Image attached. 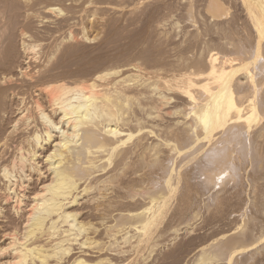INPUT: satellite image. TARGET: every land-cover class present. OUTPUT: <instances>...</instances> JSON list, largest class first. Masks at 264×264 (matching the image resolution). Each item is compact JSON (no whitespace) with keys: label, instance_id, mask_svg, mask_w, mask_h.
<instances>
[{"label":"bare ground","instance_id":"1","mask_svg":"<svg viewBox=\"0 0 264 264\" xmlns=\"http://www.w3.org/2000/svg\"><path fill=\"white\" fill-rule=\"evenodd\" d=\"M98 1L0 0V264H180L191 247L174 246L182 228L163 223L174 213L192 230L210 201L208 223L227 209L245 221L248 207L264 222V0H231L234 13L224 0H176L187 48L175 60L178 53L163 55L154 36L176 24L159 21L139 53L163 73L132 65L91 75L94 59L77 55L76 36L56 37L41 47L48 53L31 43L51 15L64 24L79 9L118 16L128 1L138 2L135 15L153 0ZM51 18L53 37L64 24ZM175 184L183 190L174 210ZM214 184L222 187L203 203ZM254 221V230L229 231L188 262L260 264L264 233L256 237Z\"/></svg>","mask_w":264,"mask_h":264},{"label":"rangeland","instance_id":"2","mask_svg":"<svg viewBox=\"0 0 264 264\" xmlns=\"http://www.w3.org/2000/svg\"><path fill=\"white\" fill-rule=\"evenodd\" d=\"M101 1V0H100ZM100 1H98V2H100ZM154 1H156L154 4H152V5H149L151 2L153 3ZM158 1H160L161 2V0H153V1H151V2H149V4L148 3H146V4H143V6L142 5H140L139 7H138V9H137V11L135 12L136 14L134 15V13H132L131 14V12H130V10L131 9H133V6L135 5L136 6V4H134V3H138V2H133V1H128V3H120L119 5L121 6L120 7V9H121V11H122V13H123V11L124 10H126L123 14L122 13H120V14H118V16L120 17H118L117 15H115V14H109V13H107L106 11H104V12H97V11H88L89 12V14H88V12H80V9L79 10H77V13H75L76 15H75V21L73 20V22L71 21V22H69L70 24H64V22L62 21V19L64 20V16H58L57 17V15L55 16H53V15H51L52 17H53V19L51 18V16H49V17H47V21L45 20V22H48L47 24H42V25H44V27L43 26H41V28H40V30L41 31H43L44 30V28H45V32L43 31L41 34H40V36H38L37 37V35H36V37L34 36L33 37V39H31V43L32 44H34V45H40L39 46V48L37 49L38 50V52H43V51H45V52H47L48 53V51L50 52V50H51V48H50V50H46V48H41V47H46L48 44H52V45H54L55 43H56V40L57 39H63V37L65 38H67V37H69V36H71V34L75 37V39H77V42L79 43L78 44V46H77V49H78V54L77 55H80V58H84L85 56V58L86 59H89V58H91V59H94V61L93 62H91V64L89 65V69L90 70H88L89 71V73H91V75H94V73H101L102 71L103 72H108V70H113V68H114V70H115V68L117 67H122V68H120V69H122L123 70V68L125 69V68H128L129 69V67L130 66H132V65H139V66H142L143 67V69H145V71L147 70V71H149V72H151V71H159V69L161 70V73H163L162 71L164 70V69H162V68H159V67H157V68H159V69H157L156 67H154V65H151V64H149V65H146V64H148V63H146V62H144V61H141L140 60V58H139V53H140V50L142 49V48H144V47H146V44H145V39H146V36H147V34H148V30L149 29H153L154 27L155 28H157L156 26L158 25H160V24H162V23H166V25L168 24V21H171V22H174L173 24H176V31H178V32H176V31H173V32H171V33H173V35H170L171 33H170V31L171 30H173V27H172V25H170V23L168 24V26H166L165 27V29H168V31H169V33H168V35H167V37H166V30H165V33H163L164 35L162 36L161 35V37H160V34H162V33H159V35L158 36H154V40L155 41H158V40H160L161 38H163V41H159L160 43L161 42H164L163 44V46H162V44H161V47H162V49H163V52H165V54H163V55H167L166 57L168 58V59H170L171 60V57H173L174 56V54H179V52H184L183 50L185 49V48H187L186 46H188L189 44H188V42L189 41H187L188 39H186L184 36H182V35H185L184 33H185V31H186V28H187V24L185 23V15H184V12H183V10H181V7H183L178 1H176V0H166L165 2H166V4H168L169 3V5L168 6H166V8L164 7L166 4H165V2H164V0H162V2L160 3V2H158ZM170 1V2H169ZM223 0H221V2H222ZM225 1H226V3H225ZM132 2V3H131ZM178 2V5L176 4ZM224 2V5L226 6V7H230V13H234V11H235V5H234V1L233 2H231V0L229 1V0H224L223 1ZM222 2V3H223ZM101 4L103 3V2H100ZM114 3V5H116V2L114 1L113 2ZM164 4V6L163 5H159V4ZM170 3H173V4H170ZM233 5H231V4ZM123 4V5H122ZM175 4V5H174ZM230 4V5H229ZM66 5V4H65ZM62 6V4H60L59 5V7L61 8V9H63V10H68V8H67V5L66 6ZM103 5H105L104 3H103ZM118 5V4H117ZM128 5V6H127ZM129 5L131 6V7H129ZM149 5V6H148ZM154 5V6H153ZM177 5V6H176ZM124 6H125V8H124ZM146 6V7H145ZM159 6H161V7H159ZM123 7V8H122ZM153 7V8H152ZM156 7H158V8H156ZM64 8H67V9H64ZM156 8V9H155ZM233 8V9H232ZM145 9V10H144ZM179 9V10H178ZM182 9H184V8H182ZM139 10V11H138ZM79 11V12H78ZM143 11V12H142ZM154 11V12H153ZM69 12V10L68 11H64V13L66 14V13H68ZM138 12V13H137ZM129 13V14H128ZM131 14V15H130ZM142 14V15H141ZM145 14V15H144ZM83 15V16H82ZM97 15V16H96ZM127 15V16H126ZM79 17L80 19H76L77 17ZM82 16V17H81ZM88 16V17H87ZM135 16V17H134ZM140 18H139V17ZM55 17V18H54ZM111 17V18H110ZM114 17V18H113ZM123 17V18H122ZM48 18H51V20L52 21H54L55 22V20L57 19V20H59L58 22L59 23H61L62 25L64 24V26L63 27H57L56 26V24L58 23L57 21L55 22L56 24H54L53 26H52V28H53V30H56V28H66V29H64V30H61V29H59V31H58V29H57V33L55 34V32L54 33H52V34H54V36L52 37V36H48V31L49 30H47V29H49V26H47L48 24H49V19ZM112 19V20H111ZM119 19V20H118ZM80 20V21H79ZM83 20V21H82ZM103 20V21H102ZM110 20H111V22H110ZM117 20V21H116ZM78 21V22H77ZM113 21H115V22H113ZM157 21V22H156ZM159 21H163V22H160L159 23ZM84 22V23H83ZM156 22V23H155ZM75 23V24H74ZM151 23V24H150ZM157 23H159V24H157ZM61 24H59V26L61 25ZM73 24V25H72ZM157 24V25H156ZM58 25V24H57ZM70 25V26H69ZM154 25V26H153ZM178 25V26H177ZM54 26H56V28H54ZM68 26V27H67ZM153 28H152V27ZM186 26V28H183V27H185ZM46 27H47V29H46ZM151 27V28H150ZM179 27V28H178ZM51 28V29H52ZM171 29V30H170ZM179 29V30H178ZM185 29V30H184ZM80 30H81V32H80ZM86 30V31H85ZM153 30H155V29H153ZM181 30H182V32H183V30H184V33H182L181 32ZM40 31V32H41ZM63 31V32H62ZM78 31H79V33H78ZM83 31V32H82ZM69 32V33H68ZM71 32V33H70ZM85 32V33H84ZM179 32L181 33V35L179 34ZM51 33V32H50ZM59 33V34H58ZM67 33V34H66ZM174 33H177V34H175V35H177L176 36V38H174L175 37V35H174ZM51 34V35H52ZM57 34H58V36H57ZM69 34V35H68ZM178 35H180L179 37H178ZM42 36V37H41ZM170 36H171V38H170ZM40 37V38H39ZM57 37V38H56ZM156 37V38H155ZM157 37H158V40H156L157 39ZM164 37H165V39H164ZM169 37V38H168ZM181 37V38H180ZM182 37H184V38H182ZM42 38H44V39H42ZM46 38V39H45ZM55 38H56V40H55ZM168 38V39H167ZM167 39V40H166ZM170 39V40H169ZM185 39H186V42H187V44H186V42H185ZM82 40V41H81ZM85 40V41H84ZM165 40V41H164ZM183 40V41H182ZM37 42V43H36ZM45 42V43H44ZM50 42V43H49ZM51 42H53V43H51ZM167 42V43H166ZM185 42V44H183ZM40 43V44H39ZM159 43V44H160ZM184 45V46H183ZM179 46V47H178ZM164 47H166L167 49H165ZM183 47V48H182ZM176 48V49H175ZM42 49V50H41ZM49 49V48H48ZM200 49V48H199ZM166 50V51H165ZM178 51V52H177ZM171 52H173V53H171ZM166 53H168V54H166ZM181 53V54H182ZM171 55V56H170ZM165 56H163V58H165ZM178 56V55H177ZM177 56H174V59L173 60H175L176 58L178 59L179 57H180V54H179V56L177 57ZM170 57V58H169ZM126 66H128V67H126ZM254 66L252 65L251 66V68H253ZM157 69V70H156ZM255 69V68H254ZM107 70V71H106ZM95 71V72H94ZM154 71V72H155ZM149 72H147V73H149ZM165 72V71H164ZM88 73V75H90ZM152 73V72H151ZM256 101H258V100H256ZM255 101V102H256ZM173 106L174 105H172L171 106V108H169L168 109V115H170V116H174L173 114H174V112L177 110H175V109H173ZM183 110H186V107H184V106H182L181 107ZM261 113V112H260ZM262 114L263 113H261V116H259V119L260 118H262L263 120H261L260 122H261V125H263L264 123V114H263V116H262ZM176 117V116H175ZM172 119V118H171ZM259 126H260V124H259ZM258 127V126H257ZM256 127V128H257ZM155 132H157L156 130H155ZM143 135H147V134H143ZM163 137L164 138H166V139H168V140H171L172 142H174V140L173 139H171L172 137L171 136H169V135H167L166 133H163ZM149 139H155L154 137L153 138H149ZM153 141V140H152ZM151 140H150V142H152ZM183 156H180L179 158H182ZM178 157H176V162H177V164H178V167L180 166L179 165V162H181V159H177ZM184 159V157L182 158V160ZM177 160H179V161H177ZM176 162H175V166L177 167V164H176ZM167 163H169V162H167ZM181 164V163H180ZM141 174H143V172H141ZM141 174L139 173V175L141 176ZM145 174V173H144ZM144 174H143V176H144ZM157 178L159 179V177H158V175H157ZM156 178V179H157ZM157 179V180H158ZM247 182H249V181H247ZM246 182V186H247V188H249L248 187V184L249 183H247ZM216 184H214L213 186H211L210 187V189H209V191L208 192H206V196H205V193L204 194H200V196H199V200H201L202 199V196H204L203 197V199H202V201H204L203 203H206L207 204V202H209L210 200H208V199H211L212 198V196L213 195H215V191H217V189H219L220 187H219V185L222 187V185L221 184H217L216 185V187H219V188H216V189H212V188H215L214 186H215ZM257 185H259L258 183H257ZM175 186H179L178 188H177V190H175L174 191V195H173V197H172V200H171V205L170 206H173V208H171V209H174V208H176V206H175V204H177V202H179V200L178 199H180L178 196H181L180 194H182V190H183V188L181 187L182 185H176L175 184ZM226 186V185H225ZM232 186V184L229 186V187H231ZM223 187H224V184H223ZM259 187V186H258ZM257 187V188H258ZM181 188H182V190H181ZM247 190V189H246ZM249 190V189H248ZM247 190V192H248V194L246 193V195H244V197L245 196H247V198L245 197V198H243L242 197V199H243V202H245L246 200L248 201V198L250 197L251 198V191H248ZM212 191V192H211ZM209 192H211V193H209ZM257 192H260V189L257 191ZM208 194V195H207ZM177 196V197H174V196ZM202 195V196H201ZM211 196V197H210ZM249 196V197H248ZM201 197V198H200ZM208 197V198H207ZM206 198V199H205ZM177 202H176V201ZM207 200V202H205ZM242 201V200H241ZM213 202V201H212ZM174 203V204H173ZM200 203H201V201H200ZM213 204V203H212ZM211 201H210V204L208 203V205H206L207 207L208 206H210L209 208H205V209H209L208 211L207 210H205V209H202V208H204V207H201V210L199 209L198 211H201V213H200V216L198 217L199 219L198 220H200V221H196L194 224H192V226H191V228L193 227L194 229H189V228H185L184 226L185 225H182V224H180L181 223V221H180V223H178L177 222V218H176V220H174L175 218H174V216H175V214L174 213H170L169 215H168V217L166 218V222L165 223H163V226L165 227L164 229H166L167 228V226H168V228H173L174 230H175V227L176 226H178V228L179 229H181L182 228V230H180V231H178V233H179V235H177L178 237V240L176 239L174 242H176V243H174L173 245L174 246H176L177 244L178 245H180V244H184V245H189L191 248H186L187 250L186 251H184L185 253L187 252V254L188 253H190V254H188V256H183V255H181V257L183 256L184 258H181V259H183L182 261H180V264H187V262H188V260H191L192 261V259H196V257H197V252H198V250H200V248L202 247V245L203 246H205V245H207L209 242L211 243L214 239H217V238H220L221 236H223V235H228V232L229 233H233V232H235L237 229V231L239 232V233H245L246 232V234L248 233V232H250L252 229L254 230V228L252 227V226H255V224H253L252 222L254 221L253 219H254V217L253 216H255L254 214H252V213H250L252 210L250 209V207H248L247 209H246V215H248V214H250L251 215V218L253 217V219H251V218H247L245 221H238L239 219H238V217H236V216H234L235 214H232V212H231V210L230 209H227V212H223V214H221L218 218H216V219H214L215 221H217V222H215L214 220H212V222H210V223H208L209 221L208 220H210V219H212L211 217L209 218V215L210 216H212L213 214H214V206H212L211 207ZM175 206V207H174ZM175 210V209H174ZM174 210H171V212H173ZM197 211V210H196ZM197 211V212H198ZM206 211V212H205ZM209 211H211L213 214H211ZM210 214H209V213ZM248 213V214H247ZM173 214H174V216H173ZM205 214V215H204ZM228 215H230L229 217H228ZM171 216V217H170ZM207 216V217H206ZM214 216V215H213ZM212 216V217H213ZM226 216V217H225ZM235 218H234V217ZM249 216V215H248ZM204 217H205V220L207 221V222H204L205 220H204ZM224 219H223V218ZM256 217V216H255ZM171 218V219H170ZM207 218H209V219H207ZM214 218V217H213ZM231 218H233L232 219V221H231ZM258 218V217H257ZM221 219V220H220ZM228 219H230V220H228ZM234 219L235 220H237V223H236V221H234ZM259 219V218H258ZM167 220H168V222H167ZM89 221V220H88ZM229 221V222H228ZM256 221H261V223H257L258 224V226H257V230L254 232L253 231V233L254 234H256L255 236L256 237H259L260 235H262L263 233H264V222H263V220L261 219V220H257V219H255V223H256ZM92 222H94V223H97V221H95V220H93ZM200 222L203 224V223H207L206 225H209V226H205L204 224L202 225V224H200ZM178 223V225H175L174 226V224H177ZM215 223V224H214ZM171 224V225H170ZM253 224V225H252ZM180 225V226H179ZM194 225V226H193ZM200 225H201V227H200ZM171 226H173V227H171ZM197 226V227H196ZM206 227V228H205ZM210 227V229H211V231H210V229H208ZM177 228V229H178ZM204 228V229H203ZM259 228V229H258ZM178 229V230H179ZM184 229V230H183ZM187 229H188V232L190 233V234H188V235H186L185 233H186V231H187ZM202 229V230H201ZM207 229V230H206ZM236 229V230H235ZM249 229H251L250 231H247V230H249ZM190 230V231H189ZM199 230V231H198ZM206 230V231H205ZM209 230V232H210V234H209V232H207ZM234 230V231H233ZM203 232V233H202ZM206 232V233H205ZM177 233V234H178ZM225 233V234H224ZM262 233V234H261ZM181 235V236H180ZM183 235V236H182ZM207 235V236H206ZM211 235V236H210ZM185 236H188V237H185ZM208 236H209V238H208ZM183 238H185L184 240H183ZM196 238V239H195ZM212 238V239H211ZM193 239V240H192ZM199 239V240H198ZM208 239V240H207ZM255 239V238H254ZM257 239V238H256ZM189 240V241H188ZM191 240V241H190ZM188 241V242H187ZM182 242V243H181ZM264 242V240L263 241H261V242H259V244H258V246L260 247V244L262 245V244H264L263 243ZM189 243H193V246H192V244H189ZM176 244V245H175ZM172 245V246H173ZM186 246V247H187ZM200 247V248H199ZM262 247H263V245H262ZM188 250H191V251H189L188 252ZM183 252V253H184ZM186 254V255H187ZM192 254V255H191ZM196 255V256H195ZM195 256V257H194ZM185 257H186V259H185ZM193 257V258H192ZM192 258V259H191ZM194 260H193V262H194ZM186 261V262H185ZM260 261H262V262H260ZM193 262L191 263L190 261L188 262V264L190 263V264H193ZM259 263L260 264H264V256L263 257H260L259 258Z\"/></svg>","mask_w":264,"mask_h":264}]
</instances>
